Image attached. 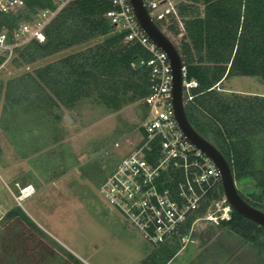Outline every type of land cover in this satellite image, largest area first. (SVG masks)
<instances>
[{"label": "rangeland", "instance_id": "obj_1", "mask_svg": "<svg viewBox=\"0 0 264 264\" xmlns=\"http://www.w3.org/2000/svg\"><path fill=\"white\" fill-rule=\"evenodd\" d=\"M157 24L179 44L181 34L169 32L164 21ZM68 53L22 66L13 62L0 75V264H26L19 254L27 242L16 227L18 215L11 214L16 209L28 211L45 230L34 229L43 242L38 264H142L159 246L130 225L100 184L116 160L142 140L146 105L138 100L112 111L84 98L68 107L34 94L27 73ZM220 90L264 95V84L237 75L223 80ZM252 146L256 168H262L264 135L252 138ZM29 183L34 196L26 203L21 188ZM237 186L248 196L263 193L254 184ZM207 230L212 234L205 240ZM178 246L167 264H264V232L249 239L223 223L198 221Z\"/></svg>", "mask_w": 264, "mask_h": 264}, {"label": "trees", "instance_id": "obj_2", "mask_svg": "<svg viewBox=\"0 0 264 264\" xmlns=\"http://www.w3.org/2000/svg\"><path fill=\"white\" fill-rule=\"evenodd\" d=\"M26 2L31 9L46 4V0ZM112 9L110 0H75L47 26L44 43L32 41L21 50L20 60L14 61L17 66L69 51L27 73L34 94L68 107L88 98L117 111L149 93L147 70L131 65L149 53L140 43L126 41L127 31L110 22L107 12ZM167 27L181 34L179 44L170 38L181 54L187 78L199 82L193 99L185 102L190 122L227 158L237 184L263 188L261 195L250 193L256 200L238 189L246 201L264 211V162L256 168L252 146V138L264 135V95L220 90L223 80L237 75L255 76L264 84V0H187L178 3ZM11 214L18 215L16 227L27 242L19 256L26 264H38L43 252L41 237L34 231L38 225L22 209ZM223 224L249 239L264 232V227L234 209ZM179 240L175 237L159 245L142 264H167L178 251Z\"/></svg>", "mask_w": 264, "mask_h": 264}, {"label": "built area", "instance_id": "obj_3", "mask_svg": "<svg viewBox=\"0 0 264 264\" xmlns=\"http://www.w3.org/2000/svg\"><path fill=\"white\" fill-rule=\"evenodd\" d=\"M75 0H46L31 9L26 0H0V75L19 52L32 41L44 43L45 30L57 15ZM114 9L107 17L126 41L140 43L148 56H140L132 67L148 72L149 93L140 124V143L116 160L100 184V191L152 245H161L198 221L223 223L232 218L233 207L224 193L222 174L213 160L197 148L180 128L172 104L173 73L168 54L139 26L130 0H110ZM155 22L170 23L177 11L176 0H143ZM24 13L26 18L11 22ZM10 21V22H9ZM10 23V24H9ZM199 86L188 79L183 66L184 102L192 100ZM115 147L120 143L116 142ZM187 232V233H188Z\"/></svg>", "mask_w": 264, "mask_h": 264}, {"label": "water", "instance_id": "obj_4", "mask_svg": "<svg viewBox=\"0 0 264 264\" xmlns=\"http://www.w3.org/2000/svg\"><path fill=\"white\" fill-rule=\"evenodd\" d=\"M137 22L146 35L159 48L164 50L170 59L173 84H172V104L178 124L188 139L200 150L206 153L219 168L222 174V185L233 209L242 216L252 220L259 226L264 227V211L251 205L241 195L237 181L230 163L223 153L207 138L201 135L190 122L183 97V60L175 42L160 28V26L150 16L143 0H130ZM69 122L71 116L67 117ZM212 234L207 230L204 239L207 240Z\"/></svg>", "mask_w": 264, "mask_h": 264}, {"label": "crops", "instance_id": "obj_5", "mask_svg": "<svg viewBox=\"0 0 264 264\" xmlns=\"http://www.w3.org/2000/svg\"><path fill=\"white\" fill-rule=\"evenodd\" d=\"M3 169H6V168H3ZM15 183H18V181L16 180V182ZM28 190V191H27ZM21 192L23 193V197L24 198H27L26 199V203H28L29 201H30V198H32L33 196H34V190H33V185L31 184V183H29V184H25L22 188H21ZM27 214L29 215V217L31 218V220L33 221V222H35L41 229H43L42 228V226L41 225H39V223H37L36 221H35V219L31 216V214L27 211ZM44 230V229H43ZM45 231V230H44Z\"/></svg>", "mask_w": 264, "mask_h": 264}, {"label": "bare ground", "instance_id": "obj_6", "mask_svg": "<svg viewBox=\"0 0 264 264\" xmlns=\"http://www.w3.org/2000/svg\"><path fill=\"white\" fill-rule=\"evenodd\" d=\"M28 191V190H27Z\"/></svg>", "mask_w": 264, "mask_h": 264}]
</instances>
